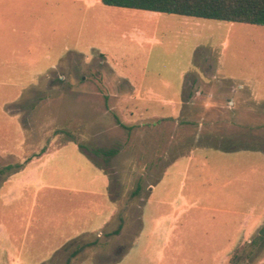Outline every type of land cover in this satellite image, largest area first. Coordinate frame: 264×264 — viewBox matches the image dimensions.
Wrapping results in <instances>:
<instances>
[{
	"label": "rangeland",
	"instance_id": "1",
	"mask_svg": "<svg viewBox=\"0 0 264 264\" xmlns=\"http://www.w3.org/2000/svg\"><path fill=\"white\" fill-rule=\"evenodd\" d=\"M263 227L264 26L0 0V264H264Z\"/></svg>",
	"mask_w": 264,
	"mask_h": 264
},
{
	"label": "trees",
	"instance_id": "2",
	"mask_svg": "<svg viewBox=\"0 0 264 264\" xmlns=\"http://www.w3.org/2000/svg\"><path fill=\"white\" fill-rule=\"evenodd\" d=\"M104 4L116 7H126L134 9H143L149 11H158L165 13H174L192 17H200L205 19H214L230 22H239L245 24H253L264 26V0H102ZM117 121L128 129L132 127L126 126L118 118ZM75 140V139H74ZM78 142V141H76ZM81 148L89 150L90 148L82 142H78ZM90 152L96 155H105L107 159L119 153L118 147L110 149H90ZM31 160V159H30ZM29 159L26 161L28 162ZM96 162V161H95ZM96 164L102 168L100 164ZM23 166V163L8 164L1 169L2 172H15ZM140 186L133 192L138 193ZM122 225L115 231L119 232ZM252 246L264 243V227L258 234V238L254 239ZM235 254V258H238Z\"/></svg>",
	"mask_w": 264,
	"mask_h": 264
}]
</instances>
